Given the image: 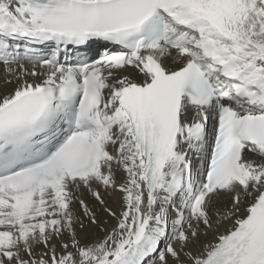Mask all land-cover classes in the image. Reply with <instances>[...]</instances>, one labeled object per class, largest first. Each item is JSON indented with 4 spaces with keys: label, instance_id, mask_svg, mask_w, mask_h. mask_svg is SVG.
<instances>
[{
    "label": "snow or ice",
    "instance_id": "snow-or-ice-1",
    "mask_svg": "<svg viewBox=\"0 0 264 264\" xmlns=\"http://www.w3.org/2000/svg\"><path fill=\"white\" fill-rule=\"evenodd\" d=\"M0 264H264V0H0Z\"/></svg>",
    "mask_w": 264,
    "mask_h": 264
},
{
    "label": "bare ground",
    "instance_id": "bare-ground-1",
    "mask_svg": "<svg viewBox=\"0 0 264 264\" xmlns=\"http://www.w3.org/2000/svg\"><path fill=\"white\" fill-rule=\"evenodd\" d=\"M88 199L91 201V197H88ZM108 202L113 208L117 207V203H116V198L115 197L108 198ZM110 223H114V221H110ZM97 235H101V233H97Z\"/></svg>",
    "mask_w": 264,
    "mask_h": 264
}]
</instances>
